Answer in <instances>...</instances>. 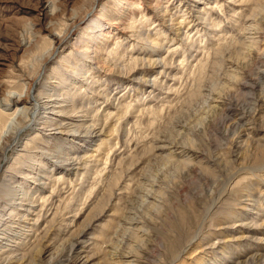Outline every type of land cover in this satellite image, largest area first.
I'll return each instance as SVG.
<instances>
[{
	"label": "rangeland",
	"instance_id": "1",
	"mask_svg": "<svg viewBox=\"0 0 264 264\" xmlns=\"http://www.w3.org/2000/svg\"><path fill=\"white\" fill-rule=\"evenodd\" d=\"M37 2L0 0V264H264V0Z\"/></svg>",
	"mask_w": 264,
	"mask_h": 264
},
{
	"label": "bare ground",
	"instance_id": "2",
	"mask_svg": "<svg viewBox=\"0 0 264 264\" xmlns=\"http://www.w3.org/2000/svg\"><path fill=\"white\" fill-rule=\"evenodd\" d=\"M45 0H38V2L36 3V7L37 8H40V11H42L44 13L45 16H49L50 12H48L49 10L44 7L43 5V2ZM70 0H65V2H68ZM66 4V3H65ZM57 9V8H56ZM55 8L52 9L51 13H55ZM52 15V14H51ZM56 39L59 40V36H56ZM15 45V44H14ZM23 45V44H22ZM15 47V46H14ZM11 53V52H10ZM1 56V55H0ZM50 57V55H49ZM4 58V57H3ZM5 59V58H4ZM2 64V63H1ZM37 82H38V79L37 77L34 78L32 80V82L29 83V86H28V93L26 94L25 97L22 96V94H19L16 96H13L12 95V92L11 94L8 96L7 98V101L8 102H12L13 105L17 106V109L15 111V113L13 115H16L19 113V107H20V104L25 101L27 104H29L31 106V112L28 113L29 116H27L28 118V121L31 120L30 117L31 115L32 116H39V113H38V110H43V109H46L48 110V113H51V110H54L53 107V104H54V100L53 99H50L52 96H47V97H50L49 100L45 101L44 103L41 102V94H34V96L31 95V90L33 89V87L37 86ZM33 93V92H32ZM25 108V107H24ZM51 109V110H50ZM42 111H40V114H41ZM53 112V111H52ZM22 113H25V109L22 110V112L20 113L22 115ZM27 114V113H26ZM44 117H49V116H44ZM51 118V117H49ZM12 119V118H11ZM27 121V122H28ZM46 122H48L47 120H45ZM7 125V124H6ZM5 125V129H7L8 127ZM10 126V124L8 125ZM22 126V125H21ZM7 127V128H6ZM25 126H22V127H17L14 128L13 127V130H16L15 132H13V134L11 136H9V138L7 139V142L5 144V146L2 147L1 149V153H0V169H1V166H2V161L4 160L6 154H8V147H9V143H13V141L15 140L18 132L23 129ZM7 131V130H6ZM7 143L9 145H7ZM69 164V163H68ZM19 203H22V202H19ZM14 214V213H13Z\"/></svg>",
	"mask_w": 264,
	"mask_h": 264
}]
</instances>
